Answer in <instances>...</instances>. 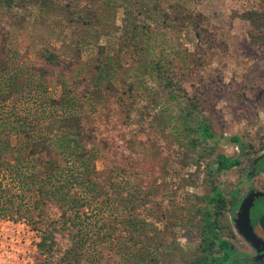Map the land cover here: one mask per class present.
Returning a JSON list of instances; mask_svg holds the SVG:
<instances>
[{"label":"trees","instance_id":"obj_1","mask_svg":"<svg viewBox=\"0 0 264 264\" xmlns=\"http://www.w3.org/2000/svg\"><path fill=\"white\" fill-rule=\"evenodd\" d=\"M150 1L95 0L80 12L79 0H64L63 4L59 0H0V10L5 14H0L3 16L0 18V212L4 218L28 221L39 233L37 247L44 258L38 264H82L83 258L96 253L99 244H115L120 230L126 237L127 254L114 264H165L160 251L187 253L184 264L251 263L231 242L235 232L227 214L237 208L235 192L231 197L225 195L219 178L237 166L245 168L246 163L254 166L245 168L253 178L264 169L261 166L264 156L245 163L241 158L232 159L217 152L212 126L199 117L196 96L188 99L182 114L171 117L172 123L180 122L186 133L189 148L195 152L193 158H188L180 139L176 140L170 131L171 124L155 121L156 113L142 119V113L150 108L143 85L148 78L155 79L172 102L181 103L180 98L186 94L183 82L186 71L177 57H158L150 48L152 37L146 38L145 30L152 31V26L146 23L150 18L146 11ZM156 5L163 25L179 31L191 29L202 53L218 45L219 39L208 28L205 14L195 8L186 9L180 2L165 4L158 0ZM28 9H37L38 18H62L68 25L76 26V32L81 28L97 39L109 36L115 53L110 56L107 45L97 46L91 70L84 74L82 40L78 37L73 43L75 50L42 47L35 62L19 60L16 69L7 55L12 33L9 18ZM120 9L123 20L117 26L109 22L107 13ZM241 18L252 27L250 45H264V11L249 10ZM207 59L205 54L196 52L187 65L193 63L200 68ZM33 90L39 92L35 98L31 95ZM12 96H20L18 103L23 105L36 103L23 107L24 113L18 115L6 106ZM12 112L21 122L14 127L16 142L5 135ZM137 122L140 129L131 130ZM112 126L114 136L105 131ZM146 133L152 136L142 140L141 135ZM164 133H170L169 139L173 141V149L168 150L165 158L159 156L165 153V146L160 143V135ZM148 140H156L161 152L158 146H153L150 152ZM232 141L241 144L239 137H233ZM132 142H140L138 152L149 162L161 163L163 158L175 173L174 161L178 159L198 169L197 182L204 175L208 193L202 197L191 193L161 195L156 183L162 178L159 173L153 186L141 189L145 191L143 196H135L139 198L136 204H144L142 211L147 208L145 204L152 210L137 216L134 223L128 222L131 229L119 221L110 224L117 207L111 195L118 192L124 200L129 195L128 158L119 159ZM179 150L183 153H173ZM99 161L104 162L103 169L97 167ZM183 180L184 177H178L180 183ZM160 221L165 224L164 231L156 227ZM181 232L196 236L195 241H189L195 243L194 249L191 245L181 248L178 242ZM95 262L98 261L93 258L91 263ZM102 264H108L107 259Z\"/></svg>","mask_w":264,"mask_h":264},{"label":"rangeland","instance_id":"obj_2","mask_svg":"<svg viewBox=\"0 0 264 264\" xmlns=\"http://www.w3.org/2000/svg\"><path fill=\"white\" fill-rule=\"evenodd\" d=\"M95 0H79V10L82 12L84 8ZM161 1V0H160ZM165 4L178 3L182 7L192 10L197 9L205 14L209 23L208 28L217 36L219 43L212 51L202 53L199 49L198 39L194 36L191 29L175 30L167 28L162 23L160 8L156 5L158 0H151L149 7L146 6V11L150 18L147 24L152 26V31L145 30L146 38L152 37L151 50L157 53L158 57L167 59H175L186 71L183 77L184 89L186 94L180 99V102H172L167 91H165L155 79L148 78L143 81L145 94L150 99V108L142 113V119L145 120L148 116L157 114L155 121L162 120L166 124H171L174 128L170 129L174 133L176 140L180 139L181 147L186 152L188 158H193L195 155L189 148L188 139L185 137L180 122L172 123L171 117H176L183 113L188 99L192 97L198 98L199 117L202 120L208 121L212 126L216 141L213 145L217 152L223 153L232 159L241 158V161H249L250 159L258 158L264 153V45L252 46L249 42V33L252 29L250 23L241 15L249 10H263L264 0H162ZM60 4L64 0H59ZM0 14H3L0 10ZM107 19L112 24L117 26L122 25L123 9L116 12L107 13ZM5 15V14H3ZM9 18V29L12 30L10 40L8 41V58L12 60L13 65L18 69L19 60L34 61L36 60L37 51L42 47H49L53 50L60 51L62 49L75 50L76 46L73 43L82 40L80 50L82 54V71L87 73L91 70V64L95 61L98 53L97 46L109 47L108 53L112 56L113 39L109 36L97 39L95 35H91L84 29H77L74 25H68L62 18L54 20V16L48 18H38L37 9H28L20 14L13 15ZM10 17V16H7ZM0 18H3L0 15ZM0 24V31H1ZM7 25V26H8ZM153 35V36H151ZM156 36V37H155ZM89 40L85 41L86 38ZM145 37V36H144ZM1 43V41H0ZM205 54V64L197 68L195 64L187 65L188 60L195 53ZM116 57V55H115ZM14 70L10 73L13 74ZM135 75H133L134 78ZM30 86V85H29ZM33 90L31 95L37 97L38 91ZM7 101L6 106L14 113L23 114V107H32L36 102L30 101L23 105V102L18 103L20 96H12ZM1 104V102H0ZM15 106H14V105ZM5 105V104H4ZM6 108V107H5ZM11 116V123L8 124V132L5 134L13 142H16L15 128L21 123L17 116ZM163 115V117H162ZM169 119L165 120V119ZM141 120V119H140ZM119 124V123H118ZM114 126L110 129H105L107 134H114ZM140 129L139 122L131 126V130L137 131ZM119 131H116L118 133ZM151 133L141 135L144 140ZM160 143L165 146V153H161L163 158L167 157L168 150L173 149L172 140L169 139L172 135L161 134ZM233 137H239L241 144L232 141ZM175 140V139H174ZM149 141V142H148ZM147 145L150 152L153 146H158L156 140H148ZM128 151L121 154L119 159L128 158V175L131 185H129V195L124 200V196L115 192L111 195L115 207V213L110 218V224L120 222L125 228H130L128 222H135L137 216L152 210V207L145 204V210L142 211L144 204L137 202L136 195H142L145 191L142 188L153 186L157 180V176L162 175V178L157 180L159 183L158 190L161 195L169 196L172 193L183 194L191 193L202 197L208 193L205 188V176L202 175L199 181L198 169L186 166L182 159L175 162L173 171L172 167H168L162 158V162H149L138 151L142 147L140 142H132ZM245 150H243L242 146ZM262 147V149H259ZM157 149L161 152V147ZM182 150L173 153H183ZM246 152V153H245ZM126 153H128L127 156ZM171 154V152H170ZM171 156V155H170ZM172 162V160H171ZM246 163V162H245ZM246 163L245 168H248ZM264 165V160L261 166ZM99 169L104 168V162L99 161ZM243 166H237L233 170L223 174L219 178V184L225 195L230 196L235 192L234 201L239 202L246 196L249 187L255 185L264 191V173L256 178H250L247 175ZM157 169V170H156ZM169 172V174H168ZM178 177H184L181 183ZM132 194L134 196H132ZM231 197V196H230ZM126 203V204H125ZM135 205L136 208H133ZM106 214V212H105ZM233 212L227 214V219L233 225ZM264 215V198L256 201V205L252 210V217ZM16 217V216H15ZM16 217L15 219H17ZM4 218L0 212V264H38L43 261V258L38 251V243L40 235L32 228V225L25 220H15ZM156 227L164 231L165 224L160 221ZM234 228V227H233ZM235 232V230H234ZM120 230L116 237L115 244H99L97 250L91 252L88 257L82 259V264H102L103 260L107 259L108 264H114L126 257L127 247L125 246L126 237L122 236ZM191 235V234H190ZM195 235L190 237L188 233L181 232L178 242L182 249H194ZM238 253H250L252 251L245 240L235 232V238L231 240ZM176 251L173 249V252ZM160 255L165 260V264H184V259L188 257L187 253L166 254L160 251ZM97 259L98 262L91 263L92 259ZM252 264V263H250Z\"/></svg>","mask_w":264,"mask_h":264},{"label":"water","instance_id":"obj_3","mask_svg":"<svg viewBox=\"0 0 264 264\" xmlns=\"http://www.w3.org/2000/svg\"><path fill=\"white\" fill-rule=\"evenodd\" d=\"M264 153L260 156L263 158ZM259 198H264L262 192H250L247 194L237 213V217L233 221V227L235 232L240 235L247 243L252 245L257 250L262 249L264 251V240L258 237L256 234L252 219H251V210L255 205V201ZM260 228L264 231V215L259 220Z\"/></svg>","mask_w":264,"mask_h":264},{"label":"flooded vegetation","instance_id":"obj_4","mask_svg":"<svg viewBox=\"0 0 264 264\" xmlns=\"http://www.w3.org/2000/svg\"><path fill=\"white\" fill-rule=\"evenodd\" d=\"M254 159H256V158H254ZM253 167H254L253 164L248 165V168H250V169H252ZM263 173H264V169H261L259 173L254 174L253 179L260 176ZM250 192H262L264 194V191H262L261 189H259V187L255 186V185H252L251 187H249L246 195L249 194ZM243 199H244V197H243ZM243 199L239 202V204L237 205V208L233 211L234 220L237 217V213L239 212V208L242 204ZM260 199H262V198H259L256 201H258ZM256 201H255V205H256ZM255 205H254V207H255ZM252 210H251V219H252V224H253L254 230H255L256 234L258 235V237L261 238L262 240H264V231L260 228V224H259V220L263 215L258 216V217L254 216V218H253L252 217ZM247 244L249 245V247L252 251V254H250V253L249 254L248 253H245V254L240 253V254H242L244 256H248V258L250 259V262L252 264H264V251H261L262 249L257 250L254 247H252V245H250L249 243H247Z\"/></svg>","mask_w":264,"mask_h":264}]
</instances>
